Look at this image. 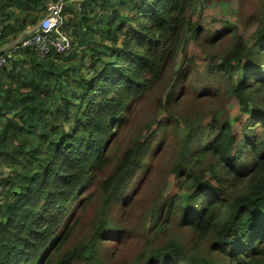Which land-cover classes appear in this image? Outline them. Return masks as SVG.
<instances>
[{"label": "trees", "instance_id": "16d2710c", "mask_svg": "<svg viewBox=\"0 0 264 264\" xmlns=\"http://www.w3.org/2000/svg\"><path fill=\"white\" fill-rule=\"evenodd\" d=\"M92 1L76 7L70 52L22 49L0 67V165L13 169L0 177V264H115L128 240L112 237L129 230L144 238L135 264H264V12L253 41L233 30L237 43L207 64L222 94L236 98L237 115L178 114L172 125L171 114L156 115L120 149L183 37L213 46L224 33L195 18L206 0H101L91 21ZM8 15L0 46L27 26L5 24ZM163 150L175 159L174 180L143 224L136 204ZM95 201L92 231L81 238V216Z\"/></svg>", "mask_w": 264, "mask_h": 264}, {"label": "rangeland", "instance_id": "374dc122", "mask_svg": "<svg viewBox=\"0 0 264 264\" xmlns=\"http://www.w3.org/2000/svg\"><path fill=\"white\" fill-rule=\"evenodd\" d=\"M56 1L48 0L44 12L37 8L9 10L5 24H11L17 19L18 23L16 25L19 26L21 21H25L27 26L19 31L21 36L23 30L34 29L41 18L48 12V7ZM90 3V9H88L90 11H88L87 16L92 21L94 14L97 12L102 13L99 7L101 0H93ZM76 10L77 8L71 4L66 9L67 30L73 37L75 45L78 44V35H74L78 17ZM263 12L264 0H206L202 6H197L195 18L203 16V19H205L204 24L209 30L224 34L217 42H214L213 46L205 45V42L199 40L195 33H189L183 37L172 65L166 68L163 76L144 93V105L128 121L124 132H122V143L130 134H132L131 139L133 140L139 138L145 132V127L141 124L148 120L152 121L156 115L166 116L171 114L170 125L176 123L175 117L178 114L199 115L205 120H210L218 109H222L226 113L237 115L240 110L236 98L232 95L222 94V89L216 81L217 77L209 75L210 71L207 69V64L212 62V59L215 62H219V57L223 56L228 48L237 43V38L231 35L233 30L236 31L237 36L242 37L243 41H253L254 33L259 25L258 18ZM34 16L37 17L36 22L32 21ZM3 27L0 26V29L2 30ZM208 29L203 34L205 38L211 36L210 32L207 31ZM14 39L12 34H8L7 45ZM21 50L18 48L14 55ZM174 92H180L176 102H173L172 94ZM214 92H217L219 96L209 97ZM219 97L220 99L217 100ZM169 98L171 101L170 105L165 110H161L159 108L160 104ZM142 118L144 119L142 120ZM159 138L160 136L157 137V139ZM129 142L130 140L125 142L120 149L125 148ZM150 151L151 149H149ZM153 163L145 177V180L150 181L144 188L141 200L136 204L140 221L143 224L148 222L149 212L159 196L161 194L166 195L171 191V180H174L172 169L175 165V159L170 157L169 150H163L154 158ZM12 172L13 169L2 162L0 165V177H3L4 173V176L11 175ZM4 198L2 197L0 201L4 200ZM97 206L98 202L95 201L93 206L82 214L81 226L76 230L79 237L84 238L90 235L92 227L89 221L94 216ZM3 209L4 207L0 208V220L7 219L6 216L1 215V210ZM130 232V230L127 231L118 239L117 237H112V241H118L119 243L128 240L121 246L126 248L123 257L115 264H135L138 252L144 243V238L142 236L137 237L134 232H131L132 235H130ZM103 251L105 250L103 249Z\"/></svg>", "mask_w": 264, "mask_h": 264}, {"label": "built area", "instance_id": "2783aa9c", "mask_svg": "<svg viewBox=\"0 0 264 264\" xmlns=\"http://www.w3.org/2000/svg\"><path fill=\"white\" fill-rule=\"evenodd\" d=\"M79 0H57L48 7V12L38 25L26 30L7 52L0 50V67L8 64V58L20 49H29L40 57L68 53L73 49V38L67 30L66 9ZM1 199V195H0Z\"/></svg>", "mask_w": 264, "mask_h": 264}, {"label": "crops", "instance_id": "0c3cea01", "mask_svg": "<svg viewBox=\"0 0 264 264\" xmlns=\"http://www.w3.org/2000/svg\"><path fill=\"white\" fill-rule=\"evenodd\" d=\"M47 1L48 0H0V20L3 19L2 18L3 17L2 14H9V10H14V9H17V8H25V9H36L37 8V9H41V8H45L46 7ZM86 1L87 0H79L77 3L71 4V5H74V7H77L79 2H86ZM1 10L3 11V13H1ZM22 10H24V9H22ZM7 17L8 16L4 17V23H6V18ZM32 25H34V24H32ZM25 32H26V29L23 30L22 34H24ZM19 38H20V34L18 35L17 38L12 40L10 42V44L7 45L8 42H6L5 44L1 45L0 46V48H2L1 51L2 52L3 51H7L8 52L13 47V43L15 41L19 40Z\"/></svg>", "mask_w": 264, "mask_h": 264}]
</instances>
